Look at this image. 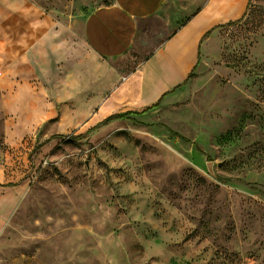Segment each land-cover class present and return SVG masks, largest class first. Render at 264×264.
Segmentation results:
<instances>
[{"label": "rangeland", "instance_id": "1", "mask_svg": "<svg viewBox=\"0 0 264 264\" xmlns=\"http://www.w3.org/2000/svg\"><path fill=\"white\" fill-rule=\"evenodd\" d=\"M18 63L0 51V264H264V0L148 122L71 116Z\"/></svg>", "mask_w": 264, "mask_h": 264}, {"label": "crops", "instance_id": "2", "mask_svg": "<svg viewBox=\"0 0 264 264\" xmlns=\"http://www.w3.org/2000/svg\"><path fill=\"white\" fill-rule=\"evenodd\" d=\"M191 2L0 0V51L40 85L61 86L58 101L71 116L96 123L159 102L128 117L148 122L182 97L178 89L199 62L201 42L240 20L249 0H207L200 9L197 0L194 13ZM81 103L87 110H77ZM5 182L0 166V186Z\"/></svg>", "mask_w": 264, "mask_h": 264}, {"label": "trees", "instance_id": "3", "mask_svg": "<svg viewBox=\"0 0 264 264\" xmlns=\"http://www.w3.org/2000/svg\"><path fill=\"white\" fill-rule=\"evenodd\" d=\"M159 105V102H157L156 104H154L153 106L143 110L142 112L140 113H132V112H128L126 114H121V115H114V116H110L106 119V122H111V121H114V120H126L128 119V117L130 115H143L144 113H146L147 111L151 110V109H155L157 108Z\"/></svg>", "mask_w": 264, "mask_h": 264}, {"label": "bare ground", "instance_id": "4", "mask_svg": "<svg viewBox=\"0 0 264 264\" xmlns=\"http://www.w3.org/2000/svg\"><path fill=\"white\" fill-rule=\"evenodd\" d=\"M162 72H163V70H159L158 74L160 75V74H162Z\"/></svg>", "mask_w": 264, "mask_h": 264}]
</instances>
